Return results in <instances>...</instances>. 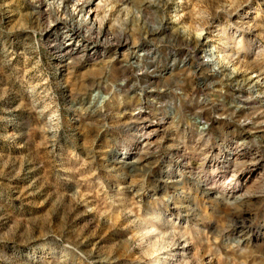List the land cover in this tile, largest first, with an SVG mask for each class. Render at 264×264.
Returning a JSON list of instances; mask_svg holds the SVG:
<instances>
[{
  "label": "rangeland",
  "instance_id": "374dc122",
  "mask_svg": "<svg viewBox=\"0 0 264 264\" xmlns=\"http://www.w3.org/2000/svg\"><path fill=\"white\" fill-rule=\"evenodd\" d=\"M35 1L0 0V264H264V0L87 2L64 63Z\"/></svg>",
  "mask_w": 264,
  "mask_h": 264
},
{
  "label": "bare ground",
  "instance_id": "6f19581e",
  "mask_svg": "<svg viewBox=\"0 0 264 264\" xmlns=\"http://www.w3.org/2000/svg\"><path fill=\"white\" fill-rule=\"evenodd\" d=\"M87 2L91 3L89 6V10L87 11V17L91 16L94 17L92 20H96L97 18V11L101 7V1L95 2V0H36L34 9L35 11L43 16V17H51L52 19L48 20V27L50 30H55V32L59 31L60 28L62 30V34L65 37H68V41L63 44L62 47H59L57 56L60 59V62L64 63L67 60H71L74 57L78 56L79 54H83L82 52L88 47L89 43H96L97 40H99V32L97 27L94 23H84V19L74 21L73 15L76 14L77 11H81V7L86 4ZM67 4H71L70 6ZM68 7L70 9H68ZM52 8H55L56 11H52ZM60 8H63V15H59L58 11ZM54 10V9H53ZM62 10V9H61ZM60 10V12H61ZM80 18V17H79ZM86 19V18H85ZM98 21V20H97ZM54 32V31H52ZM202 35H199L200 40ZM105 41V40H104ZM242 39L240 38L238 41V44H241ZM142 51L140 54H138L135 57V61H139L142 57V55H150L153 52V49L146 48L145 45L141 46ZM229 47V45H228ZM92 49V48H91ZM95 49V48H94ZM236 54V53H235ZM91 57L98 56V53L95 50H92V53L90 54ZM226 57L222 56V62L224 60L230 62V59L234 57L233 51H227ZM80 56V55H79ZM213 56L208 55L207 53L203 55V63L206 66H212L213 70L218 73L220 68V61H216L212 59ZM217 58V57H216ZM215 58V59H216ZM144 59V58H143ZM141 61V60H140ZM227 62V63H228ZM138 63V62H136ZM135 63V64H136ZM229 64V63H228ZM138 67L141 66L140 63L136 64ZM143 65V64H142ZM218 75V74H217ZM125 86V82L122 81L116 86V91L120 92L122 90V87ZM111 94L107 95L102 90L98 89L95 93L94 100H97L99 105H102L110 96ZM196 123L199 124L200 129L202 131H205L208 127V124H206L201 118L195 119ZM201 133V132H200ZM127 155V153H125ZM126 158V157H125ZM134 160H130L128 164L133 163ZM134 165V164H133ZM133 167V166H132ZM156 258V257H155ZM158 258V257H157Z\"/></svg>",
  "mask_w": 264,
  "mask_h": 264
}]
</instances>
